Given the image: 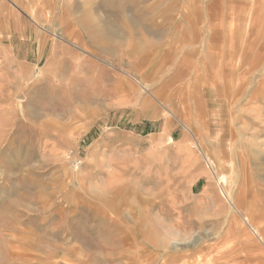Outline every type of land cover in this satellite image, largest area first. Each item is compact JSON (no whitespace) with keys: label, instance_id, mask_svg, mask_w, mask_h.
Returning <instances> with one entry per match:
<instances>
[{"label":"rangeland","instance_id":"obj_1","mask_svg":"<svg viewBox=\"0 0 264 264\" xmlns=\"http://www.w3.org/2000/svg\"><path fill=\"white\" fill-rule=\"evenodd\" d=\"M0 264H264V0H0Z\"/></svg>","mask_w":264,"mask_h":264},{"label":"bare ground","instance_id":"obj_2","mask_svg":"<svg viewBox=\"0 0 264 264\" xmlns=\"http://www.w3.org/2000/svg\"><path fill=\"white\" fill-rule=\"evenodd\" d=\"M258 47H259V46H258ZM235 65H236V64H235ZM238 65H239V63H238ZM239 66H240V65H239ZM234 67H235V66H234ZM234 70H235V69H234ZM237 71H238V69H237ZM235 72H236V71H235ZM238 72H239V71H238ZM252 72H253V71H252ZM237 74H238V73H237ZM237 74H235V75H237ZM233 75H234V74H233ZM242 75H243V74H242ZM249 77H250V76H249ZM237 78H238V76H237ZM252 80H253V78H252ZM249 81H251L250 78H249ZM249 81H248V82H249ZM224 82H225V81H224ZM237 82H238V80H237ZM237 82H236V83H237ZM240 82H241V81H240ZM250 83H251V82H250ZM223 84H224V83H223ZM232 84H233V83H232ZM233 85H234V84H233ZM237 85H238V84H237ZM237 85H236V86H237ZM247 85H248V84H247ZM247 85H246V86H247ZM248 87H250V86H248ZM224 89H225V88H224ZM245 89H246V87H245ZM250 90H251V89H250ZM232 91H233V90H232ZM246 92H247V91H246ZM249 92H250V91H249ZM242 93H243V92H242ZM245 94H246V93H245ZM247 94H248V92H247ZM247 94H246V95H247ZM249 94H250V93H249ZM243 95H244V94H243ZM246 95H245V96H246ZM239 96L242 97L241 95H239ZM245 96H244V97H245ZM229 99H230V98H229ZM240 99H241V98H240ZM235 100H236V99H235ZM238 100H239V99H238ZM241 100H242V99H241ZM231 101H232V100H231ZM237 102H238V101H237ZM230 104H231V103H230ZM233 104H234V103H233ZM233 104H232V105H233ZM235 104H236V103H235ZM257 106H260V105H257ZM233 107H234V106H233ZM256 108H257V107H256ZM257 114H258V113H257ZM244 122H245V121H244ZM120 184H121L120 182L115 181V184L111 187V189L113 190L114 188H117V190L114 191V192H117L118 190H121V191H122V190L124 189V186H125V188H126V184L123 183V184H122L123 187H122V186L119 187ZM110 192H111V191H110ZM114 192H113V193H114ZM122 193H124V192H122ZM109 195H110V194H109ZM115 195H116V194H115ZM122 196H123V194H120V195H118V196L116 197V199H115L114 197H113V198L111 197L110 199L113 200V201L115 202V205L119 206V205H122V203H125V202H126L125 199H124ZM150 237H151V236H148V234L144 236V238H145V239H148V241H150ZM175 247H176V246H175ZM205 257H206V256H205ZM208 258H209V257H208ZM169 259H170V258H169Z\"/></svg>","mask_w":264,"mask_h":264}]
</instances>
